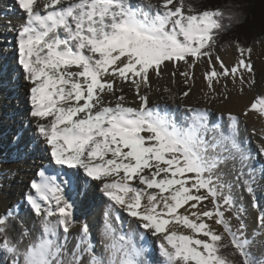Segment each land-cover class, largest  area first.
I'll use <instances>...</instances> for the list:
<instances>
[{
  "label": "snow or ice",
  "instance_id": "obj_1",
  "mask_svg": "<svg viewBox=\"0 0 264 264\" xmlns=\"http://www.w3.org/2000/svg\"><path fill=\"white\" fill-rule=\"evenodd\" d=\"M14 3L21 19L12 29L13 55L27 84L35 133L49 165L57 167L55 176L41 167L25 197L38 223L29 227L18 219L15 206L0 215V264H264L258 240L264 207L252 187L253 156L238 138V117L228 114L225 131L210 124L206 108L185 105L178 121L167 105L149 101L150 73L160 77L166 62L184 65L181 100L192 92L200 62L207 65L202 75L210 99H228L217 84L226 90L230 81L241 92L254 84L253 48L234 35L248 22L239 6L201 0ZM254 42L264 44V38ZM226 47L235 53L230 63L218 51ZM249 111L264 117V96L244 115ZM260 140L256 154L264 158V131ZM239 186L258 213L251 229L234 194ZM93 187L109 202L99 248L87 223L79 224L69 247L77 221L65 189L86 195ZM120 211L143 230L141 243L114 224ZM145 235L155 238V249L145 246Z\"/></svg>",
  "mask_w": 264,
  "mask_h": 264
},
{
  "label": "bare ground",
  "instance_id": "obj_2",
  "mask_svg": "<svg viewBox=\"0 0 264 264\" xmlns=\"http://www.w3.org/2000/svg\"><path fill=\"white\" fill-rule=\"evenodd\" d=\"M159 2L160 0H151L153 4H159ZM20 19L21 14L17 10L14 0H0V29H2L0 30V50H2L0 51V115L5 114L2 112V105H6L5 110H9L10 118L14 119L15 114L21 116L19 119H14V130L15 127H18L20 134L24 132L26 135L27 133L26 138L30 137L33 143L31 144V141L27 139L24 141L23 138H19L16 133L17 131L12 134L14 132L13 130L10 132L12 134V140L9 141L10 144L8 146L10 147L13 141H16V143L10 147L13 148L12 151H8L5 155L6 148L1 145V141L4 139V127H2L0 123V215H3L14 206L17 209L21 208L18 211V219H23L27 225L31 227L38 223V218L34 215L28 203H26L25 197L33 192L30 188V183L33 179H36V169L49 162L47 159L46 146L39 140L35 133V125L29 115L30 102L27 84L14 58V45L12 51H10L8 49L9 47H6L7 44L3 43L6 41H4V36L2 35L4 32L2 31H9L5 35H9L12 39L11 42L14 44L15 33L12 29L20 23ZM234 56V51L229 50L227 55L223 58L230 63L234 59ZM255 56L261 60L255 58V70L252 76L254 84L251 86L245 84L242 92L233 88L230 81L227 84L226 90L222 88L220 84L215 85L218 93L227 92L228 99H224L223 96L210 99L204 95L206 91L205 81L202 75L204 69H201L198 63L194 69L196 79L192 92L189 97L181 100V93L187 88L183 82V78L179 75L181 71L185 70L184 65L182 62L178 65L166 62V65L161 68L162 75L160 77H156L154 74L150 73L151 92L149 101L150 103L159 104L161 107L167 105L169 110L175 114L178 121L182 119L185 105L206 108L209 110L210 124L218 123L225 131H227L228 114L231 113L238 117V138L243 141L244 146L251 151L253 156L252 166L255 169V181L252 187L256 199H258L257 196L259 194L258 200L261 202V207H264V175H262L261 172V170L264 169V158L256 154L257 145L261 142L260 134L264 131V117H261L256 111H249L247 115H244L245 111L249 109L250 105L258 96H264V44L256 46ZM13 60H15V63ZM3 62L5 63L3 64ZM8 62L10 63L6 68L5 64ZM173 72L176 73L175 77L172 75ZM17 74H20L21 77ZM10 77H12V80ZM7 85L12 88L21 86L24 95L21 96V94L16 93V89L11 93L6 92ZM165 88L171 90V94L176 97L175 100L167 99L169 93L164 91ZM146 90L147 89H142V91ZM125 93L129 101L135 98L131 90L127 87H125ZM14 97H22L26 100V103L23 106H19L13 100ZM25 145L28 146L25 148ZM240 187L241 186L236 187L234 191L241 195V197H244V193H239V190L241 191ZM94 190H96L95 187L90 188L86 195H81L75 190L69 192L65 189V195L74 202L73 211L75 220L77 221V227L70 231L69 247L76 242L75 237L78 234L79 224L87 223L89 225L92 240L97 245V248H99L100 232L104 225V212L109 202L102 194L99 197L96 192H93ZM251 204H249V207L248 204L246 205L249 211L250 225L253 226L258 213L251 207ZM80 210L82 213H80ZM119 214L122 219L121 224L115 220L113 221L114 224L125 233H136L134 239H136L137 243H141L139 233L143 230L137 229V224L133 218L128 217L122 211H120ZM143 243L145 246L155 249L157 241L154 237L145 235Z\"/></svg>",
  "mask_w": 264,
  "mask_h": 264
},
{
  "label": "rangeland",
  "instance_id": "obj_3",
  "mask_svg": "<svg viewBox=\"0 0 264 264\" xmlns=\"http://www.w3.org/2000/svg\"><path fill=\"white\" fill-rule=\"evenodd\" d=\"M0 30H2V29H0ZM2 32H4L2 35L4 36V41H6V42H3L4 44L6 43L7 45H6V47H9L8 49L10 50V51H12V47H13V42H11L12 41V39H11V37H9V35H5V34H7L8 32H5V31H2ZM261 43H256V44H251V46H252V48H253V53H252V60H253V63L255 64V58L256 59H258V57L257 56H255V48H256V46H258V45H260ZM229 50H233L231 47H226V48H224V49H222V50H218L219 51V54L221 55V57L223 58L225 55H227V53H228V51ZM234 51V50H233ZM14 58H15V56H14ZM224 59V58H223ZM258 60H261L260 58L258 59ZM13 62L15 63V60H13ZM226 63H229V62H227V61H225ZM5 62H3V64H4ZM9 63L10 62H8V63H6L5 65V67L7 68L8 66H9ZM199 65H200V68L201 69H204L205 70V68H206V64L204 63V62H200L199 63ZM0 69H1V67H0ZM19 77H21V75L20 74H17ZM10 79L12 80V77H10ZM15 89H16V93H18V94H21V96H23L24 95V92L22 91V88H21V86H16V87H14V88H12V87H9L8 85L6 86V92H9V93H11V92H13V90L15 91ZM13 100L16 102V104L17 105H19V106H23L25 103H26V100L24 99V98H22V97H14L13 98ZM5 108H6V105H2V112L3 113H5V114H1L0 115V123H1V125H2V127H4V131H3V140L1 141V145H2V147L4 146V148H6V152L4 153L5 155L8 153V151H12V149L13 148H10L11 146H13V145H15V143H16V141H13V144H11L10 145V147L8 146L9 144H10V142L9 141H11L12 140V134H14L16 131V133L18 134L17 136L19 137V138H23V140L24 141H26V139L28 140V141H31V144H33L32 143V140H31V138L30 137H28V138H26L27 137V133H26V135H25V133L24 132H22V134H20V132H19V130H18V127L16 128L15 127V130H14V119L16 118V119H19V118H21V116H18L17 114H15V116H14V119H12V118H10V112H9V110H5ZM23 120V119H22ZM22 125H23V123H22ZM21 125V126H22ZM7 127V128H6ZM14 130V132L11 134L10 132H12ZM16 140V139H15ZM28 145H25V148L27 147ZM19 153H20V150H19ZM255 177V176H254ZM241 188V191L239 190V193H244L243 195H244V197H241V195H239L237 192H235L234 191V194H235V196L237 197V199H238V201H239V203L246 209V215H245V221H246V223L249 225V228L251 229V225H250V216H249V211H248V208H247V205L246 204H248V207H249V204H251L252 203V195L251 194H249L247 191H246V189L243 187V186H241L240 187ZM93 192H96L97 193V195L100 197L101 196V193L98 191V190H94ZM258 199H259V194H258ZM241 198V199H240ZM246 198V199H245ZM258 199H256L257 201H258V203H259V205L261 206V202H260V200H258ZM27 203V202H26ZM12 206H14V205H12ZM209 207H211V205H209ZM251 207H252V204H251ZM19 209H21V208H18L17 209V211H19ZM80 213H82V211L80 210ZM120 215V214H119ZM122 220V219H121ZM121 222V221H120ZM258 240L259 241H261V242H264V236H261V237H258Z\"/></svg>",
  "mask_w": 264,
  "mask_h": 264
},
{
  "label": "trees",
  "instance_id": "obj_4",
  "mask_svg": "<svg viewBox=\"0 0 264 264\" xmlns=\"http://www.w3.org/2000/svg\"><path fill=\"white\" fill-rule=\"evenodd\" d=\"M205 6L218 4L238 5L236 9L247 16L248 22L238 28L234 35H238L242 42L256 44L255 40L264 38V0H201ZM229 37H225L227 41Z\"/></svg>",
  "mask_w": 264,
  "mask_h": 264
}]
</instances>
